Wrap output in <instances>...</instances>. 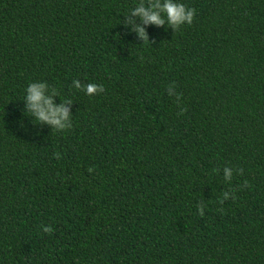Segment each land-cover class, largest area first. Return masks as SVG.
<instances>
[{"label": "trees", "instance_id": "1", "mask_svg": "<svg viewBox=\"0 0 264 264\" xmlns=\"http://www.w3.org/2000/svg\"><path fill=\"white\" fill-rule=\"evenodd\" d=\"M172 2L0 0V264H264V0Z\"/></svg>", "mask_w": 264, "mask_h": 264}, {"label": "clouds", "instance_id": "2", "mask_svg": "<svg viewBox=\"0 0 264 264\" xmlns=\"http://www.w3.org/2000/svg\"><path fill=\"white\" fill-rule=\"evenodd\" d=\"M159 9V11L155 10ZM166 14L167 22L170 26L178 28L180 25L185 23L191 25L195 17V9L188 8L184 4L173 3L172 0H165V3L161 5H154L153 10H148L141 6L135 11V15L142 17L144 23H151L157 26H162L166 21L161 17L160 13ZM140 36L147 41V35L143 29L139 30ZM46 85L31 83L27 88V101H28V111L35 115L39 122H46L51 124L56 129H63L65 125L62 121L67 120L68 111L64 106L55 107L50 98L44 95ZM79 87V84H77ZM87 94L92 96L97 92L96 84H91L86 89ZM101 91H104L102 88ZM59 158V154H56ZM91 171V169L89 170ZM201 215L203 211L201 210ZM46 232L51 233L52 228H46Z\"/></svg>", "mask_w": 264, "mask_h": 264}]
</instances>
